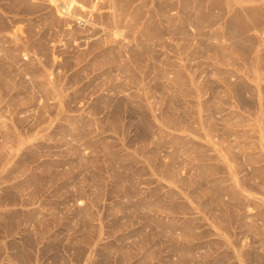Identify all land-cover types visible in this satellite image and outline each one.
<instances>
[{
	"label": "rangeland",
	"instance_id": "1",
	"mask_svg": "<svg viewBox=\"0 0 264 264\" xmlns=\"http://www.w3.org/2000/svg\"><path fill=\"white\" fill-rule=\"evenodd\" d=\"M88 1L0 0V264H264V0Z\"/></svg>",
	"mask_w": 264,
	"mask_h": 264
},
{
	"label": "bare ground",
	"instance_id": "2",
	"mask_svg": "<svg viewBox=\"0 0 264 264\" xmlns=\"http://www.w3.org/2000/svg\"><path fill=\"white\" fill-rule=\"evenodd\" d=\"M38 1V0H33ZM50 4L55 5L57 8V12L61 15H67L69 17H76L78 15H82L81 12H86L87 8L84 6V0H47ZM88 0H86L87 2ZM99 0H89V13H91V16L96 9L97 11V4ZM81 18V17H80Z\"/></svg>",
	"mask_w": 264,
	"mask_h": 264
}]
</instances>
